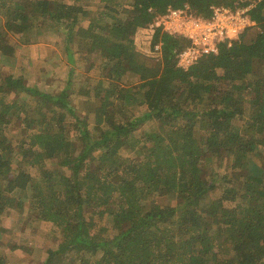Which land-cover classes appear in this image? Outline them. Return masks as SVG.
Here are the masks:
<instances>
[{"label":"trees","instance_id":"16d2710c","mask_svg":"<svg viewBox=\"0 0 264 264\" xmlns=\"http://www.w3.org/2000/svg\"><path fill=\"white\" fill-rule=\"evenodd\" d=\"M19 1L0 0V54L13 55L9 36L56 34L71 69L53 90L25 69L0 75V219L15 208L52 224L42 264H264V3L253 27L183 70L189 41L153 18L247 0Z\"/></svg>","mask_w":264,"mask_h":264},{"label":"rangeland","instance_id":"374dc122","mask_svg":"<svg viewBox=\"0 0 264 264\" xmlns=\"http://www.w3.org/2000/svg\"><path fill=\"white\" fill-rule=\"evenodd\" d=\"M61 2L62 0H53ZM77 0H64L67 4H72ZM36 0H20L18 4H22L29 10L35 4ZM250 2L252 8L258 7L259 4L264 3V0H247ZM92 5L94 3H91ZM264 11V7L262 9ZM90 12L89 10H87ZM92 12L81 19V24L84 25L88 19L94 16L96 10L92 8ZM264 14V12H263ZM201 17L204 15L198 14ZM125 15H117L109 17L108 23H112L113 19H124ZM4 23V19L0 16V26ZM92 28V26H91ZM10 44L14 46V53L11 56H4L0 54V75H13L17 71L26 70L24 73L27 77L28 83L37 82L40 87L45 89H58L67 79L70 72L71 65L66 61L64 52L57 43H60V36L53 34L50 35L42 42L36 41L34 44L25 45L19 43L18 39L13 36L8 38ZM147 51V50H146ZM146 53V52H145ZM140 59L145 60L144 56ZM75 65L73 70V84L81 85L85 69L92 64L91 59H86ZM230 72H228L229 74ZM23 74V75H24ZM220 76L227 74L225 71H219ZM132 77L126 75L123 84L128 86L131 84ZM70 123L68 116H62L59 120V125L62 128H67ZM145 126L144 129H148ZM11 136L16 140L20 138V134L13 133ZM123 142L119 141L115 144L117 152L126 156L128 152L123 147ZM29 155L32 154L30 150ZM228 166V163H226ZM48 167H52L48 165ZM3 231L0 232V257L5 258V264H42L46 258L45 249L56 245V241L51 238V231L53 226L49 222L36 220L29 211L18 213L17 209L9 210L4 217L0 219ZM20 246L30 249L29 255L22 252ZM26 256L28 259H26ZM21 261L23 263H21Z\"/></svg>","mask_w":264,"mask_h":264},{"label":"built area","instance_id":"2783aa9c","mask_svg":"<svg viewBox=\"0 0 264 264\" xmlns=\"http://www.w3.org/2000/svg\"><path fill=\"white\" fill-rule=\"evenodd\" d=\"M250 2L236 9L224 6H211L209 17H201L188 7L171 8L165 13L153 18L150 28L189 41V45L176 53L177 67L188 70L202 58L216 54L222 43H230L239 34L255 23L248 13ZM156 52L161 51V45L154 46Z\"/></svg>","mask_w":264,"mask_h":264}]
</instances>
